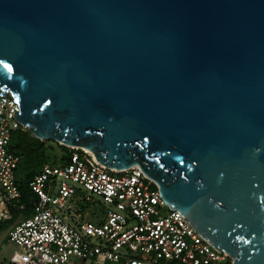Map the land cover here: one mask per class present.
<instances>
[{
    "label": "water",
    "instance_id": "1",
    "mask_svg": "<svg viewBox=\"0 0 264 264\" xmlns=\"http://www.w3.org/2000/svg\"><path fill=\"white\" fill-rule=\"evenodd\" d=\"M35 139L138 167L231 264H264V0H0V97Z\"/></svg>",
    "mask_w": 264,
    "mask_h": 264
},
{
    "label": "built area",
    "instance_id": "2",
    "mask_svg": "<svg viewBox=\"0 0 264 264\" xmlns=\"http://www.w3.org/2000/svg\"><path fill=\"white\" fill-rule=\"evenodd\" d=\"M18 112L10 94L0 97V231L12 220L13 210L30 205L31 213L2 234L0 257L8 244L15 249L0 264H225L231 260L181 214L169 210L138 167L112 170L82 149H71L74 152L64 164L43 166L29 184L33 201L21 203L14 180L18 158L9 150L13 133L24 129L16 120ZM81 203L89 204L90 212Z\"/></svg>",
    "mask_w": 264,
    "mask_h": 264
},
{
    "label": "trees",
    "instance_id": "3",
    "mask_svg": "<svg viewBox=\"0 0 264 264\" xmlns=\"http://www.w3.org/2000/svg\"><path fill=\"white\" fill-rule=\"evenodd\" d=\"M57 146L61 151L60 157L55 155L50 146L32 137L25 129H20L13 133L9 150L18 158L15 173L19 171L21 174L19 178H15L14 174V180L21 193V203L28 200L33 201V194L29 189V184L41 172L43 166H56V163L64 164L69 160L71 153L74 152V150L63 146ZM26 210L29 213L31 212L30 205H26ZM225 264H231V260H228Z\"/></svg>",
    "mask_w": 264,
    "mask_h": 264
},
{
    "label": "rangeland",
    "instance_id": "4",
    "mask_svg": "<svg viewBox=\"0 0 264 264\" xmlns=\"http://www.w3.org/2000/svg\"><path fill=\"white\" fill-rule=\"evenodd\" d=\"M46 143L47 146H50L52 148V150L55 152V155L60 157L61 156V151L60 149L58 148V144L56 145V143H53V142H50V141H44ZM56 165H60V163H56ZM51 166H54V165H51ZM20 172L17 171L15 173V178H19L20 176ZM81 207H83V210H89L90 212V205L89 204H85V203H81ZM105 206L102 204L101 205V208H104ZM92 210H94L95 212L98 211V209L101 211V209L99 207H94V208H91ZM12 214V220L5 223L2 228H1V231H0V238L2 236V234L5 232V230L11 226H14L15 224H17L18 222L22 221L23 219L27 218L29 216V211L28 210H19V209H15L11 212ZM6 245V243H3V245ZM15 248L12 247V245H9L7 246V249H6V253H4L1 257H0V261H3V260H7L9 258V256L11 255V253L13 252ZM107 264H110V263H107ZM122 264V263H120Z\"/></svg>",
    "mask_w": 264,
    "mask_h": 264
},
{
    "label": "bare ground",
    "instance_id": "5",
    "mask_svg": "<svg viewBox=\"0 0 264 264\" xmlns=\"http://www.w3.org/2000/svg\"><path fill=\"white\" fill-rule=\"evenodd\" d=\"M82 150H84L85 152L89 153L90 155H92L94 157V155L89 150H87V149H82Z\"/></svg>",
    "mask_w": 264,
    "mask_h": 264
},
{
    "label": "crops",
    "instance_id": "6",
    "mask_svg": "<svg viewBox=\"0 0 264 264\" xmlns=\"http://www.w3.org/2000/svg\"><path fill=\"white\" fill-rule=\"evenodd\" d=\"M31 213V212H30Z\"/></svg>",
    "mask_w": 264,
    "mask_h": 264
}]
</instances>
